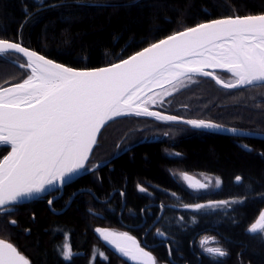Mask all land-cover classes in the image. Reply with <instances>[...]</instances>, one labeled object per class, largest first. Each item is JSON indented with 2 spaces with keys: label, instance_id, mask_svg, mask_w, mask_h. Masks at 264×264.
I'll return each mask as SVG.
<instances>
[{
  "label": "trees",
  "instance_id": "trees-1",
  "mask_svg": "<svg viewBox=\"0 0 264 264\" xmlns=\"http://www.w3.org/2000/svg\"><path fill=\"white\" fill-rule=\"evenodd\" d=\"M260 13L264 0H0V39L20 42L73 68H95L202 22ZM25 64L17 54L0 56V86L24 80L30 73L21 67ZM198 79L161 110L264 133V84L224 89L209 78ZM165 132L171 135L145 139ZM128 136L140 139L116 153V145ZM9 150L0 145V159ZM100 153H107V162L68 184L53 207L64 208L80 188L92 189L100 199L114 192L108 201L82 192L66 210L54 213L48 202L55 192L10 207L12 211L0 212V238L30 264H134L96 229L126 227L141 238L155 223L146 242L162 264H264V233L248 231L264 210V139L128 116L103 130L93 156ZM173 170L209 175L220 184L196 191ZM210 201L229 203L185 207ZM204 236L216 238L227 254L214 256L202 249ZM66 243L71 259L62 255Z\"/></svg>",
  "mask_w": 264,
  "mask_h": 264
},
{
  "label": "snow or ice",
  "instance_id": "snow-or-ice-1",
  "mask_svg": "<svg viewBox=\"0 0 264 264\" xmlns=\"http://www.w3.org/2000/svg\"><path fill=\"white\" fill-rule=\"evenodd\" d=\"M10 51L26 57L27 63L21 67L30 69L31 74L21 83L0 88V144L11 146V151L0 159V212L5 213L12 211L6 206L64 184L83 169L98 133L109 120L125 114L178 119L141 107V97L153 86L180 83L183 78L191 79L193 74L214 77L218 84L229 89L264 82V14L200 23L153 43L128 59L95 70H75L20 43L0 39V56ZM206 68L226 69L234 82L225 83L213 71H205ZM187 123L220 127L203 120ZM182 175L192 188L208 187L199 181L192 183V177L186 173ZM216 184H220L219 179ZM228 203L210 201L207 205L185 207L201 209ZM97 231L124 256L133 260L143 258L142 264H155L151 253L127 233ZM248 231L264 233V212ZM158 234L163 235L159 230ZM121 241H131L132 247ZM207 242L205 238L201 243ZM205 250L214 256L227 254L219 247ZM62 255L71 259L67 243ZM0 264H29V261L12 244L0 240Z\"/></svg>",
  "mask_w": 264,
  "mask_h": 264
},
{
  "label": "rangeland",
  "instance_id": "rangeland-1",
  "mask_svg": "<svg viewBox=\"0 0 264 264\" xmlns=\"http://www.w3.org/2000/svg\"><path fill=\"white\" fill-rule=\"evenodd\" d=\"M30 71V70H29ZM31 74V71L29 73V75ZM220 74H225V72H219L218 75L222 78L225 77L220 75ZM227 74V73H226ZM27 78V77H26ZM25 78V79H26ZM198 78H201L199 76H192L191 79H188V78H183L182 81L180 83L178 82H174L172 84H169L167 86H165L164 88H161L159 90H156L152 93H150L146 98H144L142 101H143V105H146L147 107L149 108H152V109H158V110H161V109H167V104H169L168 102L172 99V97L176 96L177 93L179 91H181L186 85H191L193 83H196L199 79ZM205 78V77H203ZM225 81L227 82H231L232 80H230L228 77L224 78ZM23 81V80H22ZM22 81L18 82V83H21ZM12 84H17V83H10V84H7V85H2L0 86L1 87H5V86H8V85H12ZM175 89V90H174ZM167 92L169 93L168 95H165L164 93ZM152 100H155V103L152 102ZM165 113H168V114H172L170 112H165ZM131 116H140V115H131ZM178 116V115H177ZM128 117V116H126ZM145 117V116H144ZM182 117V116H180ZM125 118V117H123ZM123 118H120V119H117L115 121H118V120H121ZM149 118V117H148ZM186 118V117H184ZM202 119V118H200ZM205 120H208V119H205ZM113 121V122H115ZM161 121V120H160ZM111 122V123H113ZM174 134V133H173ZM168 135H171L169 132H165L163 134H160V135H157L156 133H152V135H148L145 137V139L147 138H160V137H169ZM107 136V134L105 135ZM131 136V135H130ZM128 136L126 139H123L121 141H119V143L116 145V148H115V152L116 153H119L123 150H126L130 145H132L134 142L138 141L140 138H137L136 136L134 137H130ZM99 141V140H98ZM101 141H102V138H101ZM96 149V148H95ZM108 153V152H107ZM107 153L105 154H101L100 155H97V156H93L91 157V160L89 161L88 165H87V168H86V171L87 173L89 172H93L94 170H96L99 166L105 164L107 162V159H108V156H105ZM170 153H173L170 151ZM94 154V152H93ZM174 154V153H173ZM174 176L181 182H183L186 186H188L189 188L193 189V190H196V191H203V190H209V189H213L215 186H216V179L212 176H209V175H205V174H188L186 173L188 176L192 177V183L196 182V181H199L200 183H205V184H208V187L207 188H204V189H195V188H192L189 186V182L188 181H185L183 179V175L182 174H185V172H180V171H177V170H173L172 171ZM139 190L140 188H144L146 189L144 186H138ZM147 191V189H146ZM146 191H143V192H146ZM74 193V192H73ZM72 193V194H73ZM125 197V195L123 196ZM109 198V197H108ZM107 199V198H106ZM104 199V200H106ZM264 212V210L262 211ZM155 223L152 224L149 228H147L144 232V234L142 235L141 238H139L138 236H135L133 235V233L130 231V228H124V227H100V228H97V229H101V230H108L109 232H114V233H127L130 237L133 238V240L136 241V243L141 247L143 248L146 252H149L151 253V255L155 258V264H162L160 263L157 259H156V256L154 255V253L150 250V248L148 247V244L146 242V237L147 235L149 234V232L153 229ZM96 229V231H97ZM97 234H99V236L104 240V242L111 246L113 249H115L117 251V253L119 255H121L123 258H125L126 260L134 263V264H142L143 262V258L141 259H138V260H133L131 259L130 257L128 256H124L120 251H118L114 245H112L111 243H109L108 241H106L104 238H103V235L101 234V232L97 231ZM205 238H208V242L206 244H203L202 245V241L205 240ZM0 240H3L7 243H10L8 241H6L5 239H2L0 238ZM122 243L126 244L127 246L129 247H132V242L131 241H121ZM12 244V243H10ZM217 241H216V238L212 237V236H204L200 239V246L202 249H206V248H215V247H218L217 245ZM13 245V244H12ZM14 246V245H13ZM15 247V246H14ZM16 248V247H15ZM17 249V248H16ZM18 251V249H17ZM18 253L25 257L22 253H20L18 251ZM26 258V257H25ZM27 259V258H26ZM28 260V259H27ZM29 261V260H28ZM29 264H30V261H29Z\"/></svg>",
  "mask_w": 264,
  "mask_h": 264
},
{
  "label": "water",
  "instance_id": "water-1",
  "mask_svg": "<svg viewBox=\"0 0 264 264\" xmlns=\"http://www.w3.org/2000/svg\"><path fill=\"white\" fill-rule=\"evenodd\" d=\"M260 14H264V13H260ZM260 14H252V15H260ZM236 16H241V17H243V16H249V15H236ZM226 17H229V16L220 17V18H215V19H212V20L223 19V18H226ZM233 17H234V16H233ZM212 20L205 21V22H202V23H207V22H210V21H212ZM197 25H198V24H197ZM195 26H196V25H195ZM192 27H194V26H192ZM182 31H184V30H182ZM179 32H181V31H179ZM176 33H177V32H176ZM174 34H175V33H174ZM171 35H173V34H171ZM169 36H170V35H169ZM167 37H168V36H166V37H164V38H162V39H166ZM162 39H160V40H162ZM4 40H8V39H4ZM160 40H158V41H156V42H154V43H157V42H159ZM8 41H10V42H15V43H20V42L13 41V40H8ZM20 44H21L22 47L27 48V49H29V50H31V51H34V52H36L38 55L44 56L46 59L52 60V61L55 62V63L62 64V65H64V66H66V67H69V68H72V69H75V70H79V71L95 70V69H99V68L109 67V66L112 65V64H109V65H105V66H100V67H95V68H84V69H81V68H73V67H70V66H68V65H65V64H63V63H60V62H58V61H56V60H53V59H51V58L45 56L44 54H42V53H40V52H38V51H36V50H34V49H32V48H29V47L25 46V45L22 44V43H20ZM152 44H153V43H152ZM150 45H151V44H150ZM150 45H148V46H146V47L140 49V50L137 51V52L142 51L143 49L149 47ZM137 52L133 53L132 55H130V56H128V57H126L125 59H128L129 57L135 55ZM8 53L17 54V55L21 56V57L26 61V63H27V59H26V57L23 56V54H21V53H17V52H15V51H10V52H8ZM6 54H7V53H6ZM125 59H122V60H125ZM120 61H121V60H120ZM120 61H117V62H115V63H119ZM115 63H113V64H115ZM29 70H30V69H29ZM205 71H213V72H214V75H215L216 77H219V78L222 79V80H224V78L220 77V76L218 75L217 72H226L227 74H230V75H231V73H229L227 70H223V69H209V68H207V69H205ZM192 76H199V77L209 78V79L213 80V81H214L217 85H219L220 87H222V88H224V89H229V88H225V87H223L221 84H218V83L216 82V79H215L214 77L203 76V75H200V74H193ZM232 77H233V76H232ZM233 78H234V77H233ZM231 80H232L231 82H234V79H231ZM224 81H225V80H224ZM173 82H174V81H173ZM225 83H228V82L225 81ZM260 84H264V82H258V83L252 84V85H244V86H241V87L231 88V89H239V88H244V87L253 86V85H260ZM12 85H14V84H12ZM12 85H8V86L1 87V88L11 87ZM167 85H169V84H164L162 87H155V86H153V87L151 88V91H147V90H146L145 93H144V95L141 97V100H143L144 98H146L150 93H152V92H154V91H156V90H159V89H161V88H164V87L167 86ZM141 107H147V106L141 104ZM147 108H148L149 111H151V112H156V113H160L162 116H175V117H178V119H176V120H165V119H159V118H157V117H155V116H148V115H140V116H145V117H149V118H152V119L161 120V121H165V122L184 124V125H187V126L193 128V129H196V130H202V131H206V132H215V133H221V134H225V135H230V136H235V137H243V138H253V137H254V138H262V139H264V133L253 132V131H249V130H244V129H240V128H235V127H231V126H226V125L219 124V123H216V122L211 121V120H205V119H200V118H184V117H180V116H177V115L168 114V113H165V112L159 111L158 109H152V108H149V107H147ZM131 115H135V114H125V115L117 116V117L113 118L112 120H109V121H108V122H107V123L101 128L100 132H99L98 135H97V141H96V144H95V145L93 146V148H92V151H91V153H90V155H89V159H88V161H87L86 164H85V167H84L83 169H81L78 173L74 174V175L71 177V179L68 180L66 183H64V184H57V185H54V186L48 187L44 192H41V193H34L32 196H30V197H24V198H22V200L19 201L18 203L14 204V205H9V206H6V207L10 208V207H13V206H16V205H21V204L29 203V202H32V201H34V200H37V199H39V198H42V197H44V196L50 195L51 193H55V192H58V193H55V194L52 195V196L50 197V199H49V201H51V204L48 202L49 208H50L54 213H61V212H63L64 210H66V209L70 206V204H71V202L73 201V199H74L77 195H79L80 193H82V192H89V193H91V194L94 196V198H95L97 201H99V202H106V201H108V200L111 198V196H112V194H113L114 192L111 193V195L109 196V198H107L106 200H104V199H100L92 189H89V188H80V189L76 190V191L70 196V198H69V200H68V202H67V204L65 205L64 208H62L61 210H56V209L53 207V202H54L57 198H59V197L64 193V189H65V187H66L68 184H70V183L74 182L75 180H77L78 178H80L82 175H84V174L87 173V171H86L87 165H88L89 161L91 160V157H92L93 152H94V150H95V148H96V146H97V144H98V140H99L100 135H101V133L103 132V130H104V129H105V128H106L111 122H113V121H115V120H117V119H120V118L126 117V116H131ZM189 120H203V121H207V122H211V123H213V124L219 125L220 127H216V128L196 127V126H194V125L188 124L187 121H189ZM231 129H236L237 131H236V132H232ZM0 145H2V144H0ZM7 146L10 147V150H9V152H10V151H11V146H10V145H7ZM7 154H8V153H7ZM7 154H6V155H7ZM120 193L122 194V196H124V192L120 191ZM167 246H168V245H167ZM148 247H149V248H152V247H154V246H153V245H148ZM168 250H169V252H170V248H169V246H168ZM78 254H83V252H79ZM177 264H179V263H177Z\"/></svg>",
  "mask_w": 264,
  "mask_h": 264
},
{
  "label": "bare ground",
  "instance_id": "bare-ground-1",
  "mask_svg": "<svg viewBox=\"0 0 264 264\" xmlns=\"http://www.w3.org/2000/svg\"><path fill=\"white\" fill-rule=\"evenodd\" d=\"M206 69H207V68H206ZM223 70H226V69H223ZM217 73H218V72H217ZM225 73H226V72H225ZM229 75H230V74H229ZM230 76L232 77V75H230ZM232 78H233V77H232ZM174 82H176V81H174ZM174 82H172V83H174ZM172 83H171V84H172ZM161 87H162V86H161Z\"/></svg>",
  "mask_w": 264,
  "mask_h": 264
},
{
  "label": "flooded vegetation",
  "instance_id": "flooded-vegetation-1",
  "mask_svg": "<svg viewBox=\"0 0 264 264\" xmlns=\"http://www.w3.org/2000/svg\"><path fill=\"white\" fill-rule=\"evenodd\" d=\"M159 111H162V112H168V111H163V110H159ZM173 115H175V114H173ZM63 194H64V193H63ZM63 194H62V195H63ZM62 195H61V196H62ZM61 196H60V197H61ZM57 199H58V198H57Z\"/></svg>",
  "mask_w": 264,
  "mask_h": 264
}]
</instances>
